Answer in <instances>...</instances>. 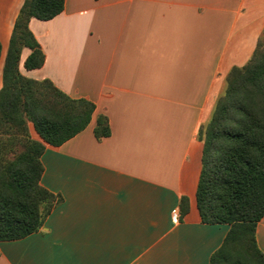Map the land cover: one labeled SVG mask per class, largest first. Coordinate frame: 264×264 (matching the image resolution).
I'll list each match as a JSON object with an SVG mask.
<instances>
[{"label": "crops", "instance_id": "1", "mask_svg": "<svg viewBox=\"0 0 264 264\" xmlns=\"http://www.w3.org/2000/svg\"><path fill=\"white\" fill-rule=\"evenodd\" d=\"M23 1L0 0V87ZM263 26L264 0H64L30 18L44 62L25 69L23 47L20 73L95 109L82 131L45 143L40 183L62 200L39 230L0 241V264H209L229 224L200 219L197 130ZM98 114L110 129L99 139ZM255 238L264 253V215Z\"/></svg>", "mask_w": 264, "mask_h": 264}, {"label": "trees", "instance_id": "2", "mask_svg": "<svg viewBox=\"0 0 264 264\" xmlns=\"http://www.w3.org/2000/svg\"><path fill=\"white\" fill-rule=\"evenodd\" d=\"M63 5L64 0H24L9 39L0 87V241L39 230L61 202L60 194L40 183L45 143L59 146L82 131L95 109L89 99L72 98L50 80L26 77L18 68L23 47L30 50L25 69L44 62L30 18L50 19ZM224 79L223 91L197 130L202 152L196 207L201 221L229 224L209 264H264L255 238L264 215V26L249 59L232 66ZM93 133L98 139L109 135L106 115H97ZM179 205L182 216L187 198Z\"/></svg>", "mask_w": 264, "mask_h": 264}, {"label": "rangeland", "instance_id": "3", "mask_svg": "<svg viewBox=\"0 0 264 264\" xmlns=\"http://www.w3.org/2000/svg\"><path fill=\"white\" fill-rule=\"evenodd\" d=\"M225 79L223 78L222 79V82L220 83V85H219V94L223 91V89H224V85H225V81H224ZM218 94V95H219Z\"/></svg>", "mask_w": 264, "mask_h": 264}, {"label": "built area", "instance_id": "4", "mask_svg": "<svg viewBox=\"0 0 264 264\" xmlns=\"http://www.w3.org/2000/svg\"><path fill=\"white\" fill-rule=\"evenodd\" d=\"M173 217H174V218L176 217V212H175V211L173 212Z\"/></svg>", "mask_w": 264, "mask_h": 264}]
</instances>
